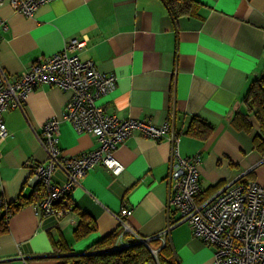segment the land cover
<instances>
[{
	"label": "crops",
	"instance_id": "crops-1",
	"mask_svg": "<svg viewBox=\"0 0 264 264\" xmlns=\"http://www.w3.org/2000/svg\"><path fill=\"white\" fill-rule=\"evenodd\" d=\"M193 1V14L176 17L163 0H50L31 16L4 2L0 67L15 76L39 57L61 50L70 38L83 40L79 56L117 76L115 89L98 104L119 118L169 120L179 133V155L199 154L200 199L233 182L264 186V156L252 142L258 124L248 116L253 129L247 133L242 117L243 97L264 67V0ZM68 97L69 92L42 84L29 92L23 107L3 113L8 136L0 144V198L10 202L32 195L36 184L28 162L46 160L39 134L49 118L59 119L61 155L98 145L94 134L76 132L62 119ZM192 118L212 125L205 137L187 133ZM114 156L123 169L113 174L97 164L79 178L70 192V213L38 216L33 200L11 213L0 231V264H60L64 255L82 253L121 231L122 208L131 210L123 217L135 233L131 237L159 238L166 232L174 264H214V247L195 237L187 223H174L178 213L168 207L171 142L134 131ZM52 180L65 182L61 168L53 170ZM82 213L96 229L77 239ZM59 243L68 252L56 248Z\"/></svg>",
	"mask_w": 264,
	"mask_h": 264
},
{
	"label": "built area",
	"instance_id": "built-area-1",
	"mask_svg": "<svg viewBox=\"0 0 264 264\" xmlns=\"http://www.w3.org/2000/svg\"><path fill=\"white\" fill-rule=\"evenodd\" d=\"M48 1L0 0V6L7 2L14 10L31 16ZM3 26L7 27L5 23ZM83 45V40L70 38L61 50L39 57L15 76H10L0 67V144L8 136L3 113L23 107L29 92L42 84L69 92L62 119L69 122L76 132L94 134L98 141L95 148L63 156L58 146L59 119L51 117L43 124L39 141L45 150L46 160L28 162L31 166L30 180L38 186L31 202L34 213L38 216L52 214L59 218L70 213L74 208L70 192L79 178L97 164L118 174L123 165L115 158L114 150L138 131L155 141L167 139L172 144L166 181L168 207L178 213L174 223H187L195 237L214 247V264H264V186L254 180L233 182L198 200L199 154L190 157L179 155L176 148L179 133L169 120L155 124L147 119L119 118L98 104L100 97L115 89L117 76L100 71L90 59H82L77 50ZM57 167L65 173L63 184L52 180V172ZM7 203L0 198V206ZM130 212L129 208L120 210L119 220L124 228L117 236L116 246L128 244L124 242V233L135 235L123 218ZM165 235L164 231L158 237L163 239ZM151 251L156 258V251Z\"/></svg>",
	"mask_w": 264,
	"mask_h": 264
},
{
	"label": "trees",
	"instance_id": "trees-1",
	"mask_svg": "<svg viewBox=\"0 0 264 264\" xmlns=\"http://www.w3.org/2000/svg\"><path fill=\"white\" fill-rule=\"evenodd\" d=\"M163 1L173 17L193 14L197 6L193 0ZM243 102L246 108V111L242 113V117L245 120L243 129L247 133H251L253 126L247 121V118L252 115L258 124V132L252 136L253 146L264 156V67L261 74L250 83L243 97ZM211 129L212 125L208 122L200 118H192L186 131L187 133L202 138ZM37 189L38 186H35L32 195L27 197L20 194L14 201L0 206V231L5 230L7 218L11 213L19 210L33 200ZM205 197L201 199L198 197V200H202ZM95 229L96 225L93 219L82 213L74 230V236L79 239ZM120 232L119 229L116 232L102 237L90 244L82 253L64 255L61 258L60 264H174L172 249L166 237L163 239L149 238L147 244H144L137 243V239L131 237V233L126 232L123 234V237H130L128 244L117 247L116 239ZM55 247L61 248L64 252H68V249L63 243H59ZM151 250L156 251V258Z\"/></svg>",
	"mask_w": 264,
	"mask_h": 264
},
{
	"label": "water",
	"instance_id": "water-1",
	"mask_svg": "<svg viewBox=\"0 0 264 264\" xmlns=\"http://www.w3.org/2000/svg\"><path fill=\"white\" fill-rule=\"evenodd\" d=\"M148 240H149V238H142V239H140V240H137V243H144V244H147ZM66 255H68V254H66Z\"/></svg>",
	"mask_w": 264,
	"mask_h": 264
},
{
	"label": "rangeland",
	"instance_id": "rangeland-1",
	"mask_svg": "<svg viewBox=\"0 0 264 264\" xmlns=\"http://www.w3.org/2000/svg\"><path fill=\"white\" fill-rule=\"evenodd\" d=\"M263 243H264V237H263ZM122 244H119L117 247H120ZM146 264H150V263H146Z\"/></svg>",
	"mask_w": 264,
	"mask_h": 264
}]
</instances>
